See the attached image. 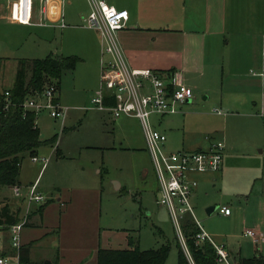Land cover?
<instances>
[{"label":"rangeland","instance_id":"rangeland-1","mask_svg":"<svg viewBox=\"0 0 264 264\" xmlns=\"http://www.w3.org/2000/svg\"><path fill=\"white\" fill-rule=\"evenodd\" d=\"M0 5L4 6V0H0ZM84 6L85 0H71L63 5V28L20 26L0 20V58L4 59L0 83L4 86L11 83L18 58H40L47 54L76 57L72 71H64L57 83V101L65 109L63 123L51 118L45 109L35 114L39 138L52 139L34 154L47 157L45 167L39 172L41 164L24 155L19 164V178L32 180L37 176L38 188L52 203L57 197L64 202L67 194H71L69 217L79 218L81 226H89L93 214L98 216L102 247L137 246L143 250L166 245L164 264H174L179 246L192 264L182 233V220L190 217L184 214L175 226L167 208L157 205V181L139 120L129 116L113 118L90 104V97L99 87V75L95 76L92 65L95 55H99L100 43L97 32L82 25L76 13ZM199 100L195 111L211 112L210 100ZM194 118L198 122L185 125L184 132L201 144L206 129L216 128L218 133L225 130L230 149L222 161V178L210 172L187 173V178L197 184L191 201L193 215L216 243L227 250L239 251L243 258L251 257L256 253L254 243L243 232L250 229L264 237V118L254 122L242 117L235 124L229 117L223 123L222 116L211 113ZM154 119V115L149 118L152 127ZM199 119L208 124L207 128L205 124L199 125ZM180 137L177 134L172 140L167 135L165 150L180 148ZM55 148L62 157L52 155ZM92 187L99 192V206L95 209L89 205L88 192ZM2 191L8 192L5 188ZM208 206L214 207L209 214L205 211ZM220 206H226L230 215L218 213ZM60 208L55 205L50 209V222L57 224ZM65 218L66 215H60L59 222ZM259 252L264 254V244Z\"/></svg>","mask_w":264,"mask_h":264},{"label":"crops","instance_id":"crops-1","mask_svg":"<svg viewBox=\"0 0 264 264\" xmlns=\"http://www.w3.org/2000/svg\"><path fill=\"white\" fill-rule=\"evenodd\" d=\"M103 1L127 12L124 26L116 31V40L128 65L150 68L166 76L176 72L181 81L192 90L191 99L180 105L177 112L162 116L154 115L153 128L165 135L164 148L167 135L172 140L177 134L181 135V147L176 150H184L183 146L193 150L206 148L212 140L221 141L223 148L220 167L210 173H215L219 179L222 178V161L228 156L230 149L225 130L218 133L216 128L206 129L204 141L200 144L199 140L190 136V133L184 132V128L185 125L198 122L193 117L202 118L210 113L222 116L223 123H226L229 117L232 124L242 117L254 122H260L259 119L264 118V0ZM70 3L71 0H64L63 5ZM88 10L89 6L85 0L84 8L76 13L81 19ZM5 13V4L0 5V20L5 19ZM100 56L99 47V55L98 57L95 55L92 65L96 77L97 73L99 75ZM10 85L11 83L5 86L0 83L1 87ZM56 98L58 100V97ZM199 99L210 100L211 112L195 111L194 108L200 104ZM214 107L219 108L221 113L214 112ZM34 124L38 129L36 118ZM204 124L207 128L208 124L199 122L200 126ZM157 126L161 129L155 128ZM212 131L214 133H210ZM210 134L213 136L215 134L216 137H211ZM186 149L184 151H187ZM52 155L56 158L63 156L57 148ZM44 167L45 165L43 167L40 165L39 172ZM19 171L20 165L17 183L14 184L19 189V195L13 194V185L0 186V206L5 204L14 213L16 222L24 220L19 231L17 248L11 245L8 228L0 226V257L6 259L5 264H18L17 253L20 246L26 247L28 264H96L97 249L107 248L102 247L100 240L101 227L98 216L93 214L90 225L81 226L79 218L73 215L69 217L71 194H67L64 202L60 200L61 197H57L55 203H52L38 188L37 176L32 180H25L19 178ZM216 177L212 179L215 180ZM33 182L36 183V190L43 196L42 202H27L24 197L27 185ZM157 185L158 183L155 200L158 197ZM196 185L191 189L189 197L192 211L191 201L193 202V197L195 198ZM115 187L118 189L119 185L115 183ZM3 188L8 192L2 193ZM89 191L91 194L89 205L95 209L99 206V192L94 187ZM80 194L84 195V192ZM55 205L61 207L58 211L57 224L49 221V211ZM60 215H66L67 220L65 218L64 222L61 223V220L59 222ZM229 215L230 213L223 216ZM247 230L250 234L244 231L243 235L252 238L256 251L253 255L261 254L259 248L264 244V237L259 232ZM213 242L224 248L221 243L214 240ZM224 250L232 259L243 258L239 251L226 248Z\"/></svg>","mask_w":264,"mask_h":264},{"label":"built area","instance_id":"built-area-1","mask_svg":"<svg viewBox=\"0 0 264 264\" xmlns=\"http://www.w3.org/2000/svg\"><path fill=\"white\" fill-rule=\"evenodd\" d=\"M89 10L81 16L82 25L94 29L100 41L99 87L90 97L93 108L104 110L113 118L130 116L139 120L153 171L158 183L157 203L167 208L175 226L178 219L187 214L198 230L195 242L207 240L215 250V264H233L221 245L215 244L195 219L189 201L191 189L196 182L187 178L189 172H214L219 169L223 144L212 140L206 148L191 151H167L164 148L165 135L154 129L149 118L178 111V107L191 99L192 90L184 84L176 72L169 75L158 73L150 68H137L128 65L116 40V31L122 28L127 19L125 9H117L103 0H87ZM5 19L24 25H37L63 28L64 0H4ZM106 56V58H103ZM4 108L8 105V92L4 91ZM22 112L30 110L36 114L47 110L51 118L60 122L65 117V109L59 106L56 86L45 82L40 90H33L19 103ZM216 113H221L217 108ZM31 162H39L41 167L47 157L30 156ZM14 195H19L17 185L12 186ZM24 197L27 202H42L43 196L36 190V183L27 185ZM217 211L228 215L226 206ZM24 220L10 224L8 232L11 245L19 246V231ZM246 234H250L245 230ZM180 238L181 235L179 234ZM6 259L0 257V264Z\"/></svg>","mask_w":264,"mask_h":264},{"label":"trees","instance_id":"trees-1","mask_svg":"<svg viewBox=\"0 0 264 264\" xmlns=\"http://www.w3.org/2000/svg\"><path fill=\"white\" fill-rule=\"evenodd\" d=\"M76 57L47 54L40 58H18L14 77L9 87L0 86V186L17 183L19 164L24 155L33 156L38 147L52 142L41 140L34 124L32 111L22 112L19 103L33 90H40L45 82L57 83L64 71L74 68ZM4 59L0 58V68ZM28 77L26 78V73ZM8 92V105L4 108V94ZM17 221L14 213L4 204L0 206V226L7 227ZM198 228L191 218L182 220L184 244L192 264H215V250L207 241L195 242L194 234ZM168 253L166 245L140 250L131 248H98L96 264H164ZM18 264H28L26 247L18 248ZM233 264H264V254L248 258H237ZM174 264H190L178 246L177 259Z\"/></svg>","mask_w":264,"mask_h":264},{"label":"water","instance_id":"water-1","mask_svg":"<svg viewBox=\"0 0 264 264\" xmlns=\"http://www.w3.org/2000/svg\"><path fill=\"white\" fill-rule=\"evenodd\" d=\"M213 208H214L213 206H210V207L206 208V213H210Z\"/></svg>","mask_w":264,"mask_h":264}]
</instances>
